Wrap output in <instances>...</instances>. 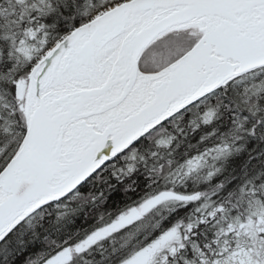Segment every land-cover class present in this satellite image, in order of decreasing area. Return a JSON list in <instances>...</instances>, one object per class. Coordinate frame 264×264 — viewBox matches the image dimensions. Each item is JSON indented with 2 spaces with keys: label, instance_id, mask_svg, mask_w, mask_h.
<instances>
[{
  "label": "snow or ice",
  "instance_id": "1",
  "mask_svg": "<svg viewBox=\"0 0 264 264\" xmlns=\"http://www.w3.org/2000/svg\"><path fill=\"white\" fill-rule=\"evenodd\" d=\"M0 264H264V0H0Z\"/></svg>",
  "mask_w": 264,
  "mask_h": 264
}]
</instances>
